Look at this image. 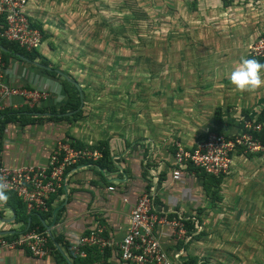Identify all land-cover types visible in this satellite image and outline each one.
I'll return each mask as SVG.
<instances>
[{"label": "rangeland", "instance_id": "obj_1", "mask_svg": "<svg viewBox=\"0 0 264 264\" xmlns=\"http://www.w3.org/2000/svg\"><path fill=\"white\" fill-rule=\"evenodd\" d=\"M226 2L36 1L33 16L46 35L39 52L81 92L79 135L91 145L106 136L154 137L173 149L192 145L220 119L225 134L251 124L264 108V69L251 91L237 90L229 76L264 52V0ZM50 96L38 104L62 102L61 91ZM204 192L201 212L214 210L191 245L195 256L264 264V147H239L220 186Z\"/></svg>", "mask_w": 264, "mask_h": 264}, {"label": "crops", "instance_id": "obj_2", "mask_svg": "<svg viewBox=\"0 0 264 264\" xmlns=\"http://www.w3.org/2000/svg\"><path fill=\"white\" fill-rule=\"evenodd\" d=\"M36 1L32 0L30 5L32 15ZM5 78L21 87L38 88L53 96L62 91L60 82L64 77H60L59 81L46 73L39 59L29 61L10 54L5 58ZM61 99L62 102L58 103L50 99L43 105L37 103L43 111L33 112L24 109L26 104L19 97L11 99L17 107L9 111L38 120L9 122L3 131L0 129L2 163L11 167L46 165L59 144L71 145L70 136L87 143L85 148L92 149L91 142L79 135V124L72 117V112L65 113L71 116L70 119H55L64 114L55 113V116L49 105L55 104L59 108L64 101L62 92ZM3 119L0 116V120ZM102 140L109 141L116 168H100L89 162L92 159H83L69 169L66 185L51 198V215L46 220L42 219L50 235L49 253L44 257H35L22 247L0 249V264H76L78 257L71 253L70 245L98 224L105 227L111 238L120 240L128 230L131 209L145 191L155 194L157 209L176 211L195 219L199 232L205 230L207 215L212 214L214 209L201 212L206 207L203 178L197 171L187 169L182 171L179 180L172 179L174 153L167 147V142L159 143L154 137L132 140L127 135L106 136ZM148 184L149 191L146 189ZM110 186H114V190H110ZM200 219L202 222H199ZM28 226L16 222L13 208L6 201H0V235H18ZM158 232L162 245L169 252L183 248L188 256H195L191 245L202 237L192 238L188 244L178 247L168 226H159ZM108 264H121L116 251L108 257Z\"/></svg>", "mask_w": 264, "mask_h": 264}, {"label": "built area", "instance_id": "obj_3", "mask_svg": "<svg viewBox=\"0 0 264 264\" xmlns=\"http://www.w3.org/2000/svg\"><path fill=\"white\" fill-rule=\"evenodd\" d=\"M31 4L32 0H0V15L5 18L0 37L28 51L39 50L44 42L43 32L36 26L30 11ZM260 47L264 48V37L260 40ZM2 49L0 46V116L6 110L17 107L11 102L14 97L34 107L48 96L45 90L21 87L5 78ZM255 54L264 55V52ZM261 129V124L254 125L251 121L237 134L210 131L192 145L177 143L172 179L179 180L182 171L190 166L216 177L227 174L239 147L250 151L264 147L252 133ZM99 157L101 152L96 149L74 148L62 143L46 165L11 167L0 162V185L4 191L13 192L22 200L28 214L46 213L50 211L52 196L66 185L69 169L83 159L97 160ZM109 189L114 190V186ZM155 204V194L145 191L131 209L128 230L120 240L111 238L105 227L98 224L70 245L71 253L85 258L90 248H96L101 254L110 249L119 254L121 264H188V255L183 248L169 252L162 245L158 227L168 226L176 244H188L192 236L187 233L186 221L190 218L176 211L159 210ZM27 229L18 235H0V249L22 247L35 257L46 256L49 253V233L38 228ZM198 233L199 227L195 234ZM201 263L202 260H199L198 264Z\"/></svg>", "mask_w": 264, "mask_h": 264}, {"label": "trees", "instance_id": "obj_4", "mask_svg": "<svg viewBox=\"0 0 264 264\" xmlns=\"http://www.w3.org/2000/svg\"><path fill=\"white\" fill-rule=\"evenodd\" d=\"M222 1L225 3L224 6L228 7V2H226L227 0H222ZM4 25H5V18L3 15H0V31L2 30L1 26H4ZM36 26L42 30L44 39H45L46 35L44 34L43 25L39 23L38 21H36ZM0 46L3 48L2 55H3L4 61H5V58L9 56L10 54H15L29 61H35L39 59V63L44 67L46 73H49L58 79L60 77L61 78L64 77L60 82V88L62 89L61 92H62L63 100H64L63 103L59 106V108H58V105H55V104L49 105L50 109H52L51 111L52 113L64 114L63 116L56 117L55 119H58V120L60 118L70 119L71 116H67L65 115V113L72 112L73 113L72 117H76L77 115L83 112V107H84L83 100H82L81 92L77 84L71 78L63 76L56 68L51 67L49 63V59L45 56H42L39 50L34 49L31 51H28L25 48L20 47L17 43L7 41L6 39H2L1 37H0ZM250 58H254L260 63L264 64V55L251 54L249 59ZM24 109L29 110L31 112L43 111V109L38 105L32 108L26 106L24 107ZM56 114L55 116H57ZM2 116L4 117V119L2 121L0 120L1 131H3L6 124L9 122L21 121L25 123V122H31V121L34 122L38 120L36 118H30V116L28 115L18 114V112L12 113L11 111H9V109L3 112ZM50 119H54V118L51 117ZM224 122L225 121L220 119L217 123L218 127L212 130L218 133H223L226 130V124ZM252 122L254 125H257V124L262 125V129L260 131H252V133H253L254 138H257L261 142V144L264 146V108L259 112L257 118L252 120ZM69 141L71 143V146L75 148L85 149V147L87 146V143H84L78 139H75L72 136L69 137ZM90 147L92 149H96L100 151L101 157H99L97 160H89V162H92L93 164L98 165V167L100 168H107L109 170H113L116 168V166L113 163V159H112L113 150L110 147L109 141L101 140L97 144L92 145ZM171 150H173V153H174L176 150V147L174 146V148ZM173 168H175V165ZM188 169L197 171L199 173V176L203 178L202 180H203L205 191L208 190V186H210L211 188L212 187L218 188L226 176V174H221L220 176L216 177L214 175L208 174L204 170H201L193 166H190ZM146 189L148 191L150 190L149 184L147 185ZM5 194L7 195L6 202L13 208L16 214V222H23L24 224H28L29 226L27 230L34 229V228H38V230H45V226L42 223V219L43 220L48 219V217L51 215V212H52L51 207H50V211L46 213L28 214L26 211V205L22 202V200L15 193L5 191ZM207 216L208 218L210 217L209 214ZM199 222H202V220L200 219ZM186 227H187L188 235H191L192 238H195V237L200 238L205 233V231L202 230L198 234H195V232L198 231V223L191 218L186 221ZM183 244H184L183 242H179L177 243V246L180 247ZM87 251H88L87 257L78 258V261L76 262V264H108V257L113 255V252L110 249H107L104 252V254H101L96 248H90ZM199 260L200 258L198 256H189V259L187 262L188 264H198ZM201 264H208V263L203 262Z\"/></svg>", "mask_w": 264, "mask_h": 264}, {"label": "clouds", "instance_id": "obj_5", "mask_svg": "<svg viewBox=\"0 0 264 264\" xmlns=\"http://www.w3.org/2000/svg\"><path fill=\"white\" fill-rule=\"evenodd\" d=\"M264 69V64L260 63L254 58H245L233 68L229 79L231 84L241 91H251L258 88L261 83L260 72ZM7 195L0 185V201H6Z\"/></svg>", "mask_w": 264, "mask_h": 264}, {"label": "bare ground", "instance_id": "obj_6", "mask_svg": "<svg viewBox=\"0 0 264 264\" xmlns=\"http://www.w3.org/2000/svg\"><path fill=\"white\" fill-rule=\"evenodd\" d=\"M44 43V42H43Z\"/></svg>", "mask_w": 264, "mask_h": 264}]
</instances>
